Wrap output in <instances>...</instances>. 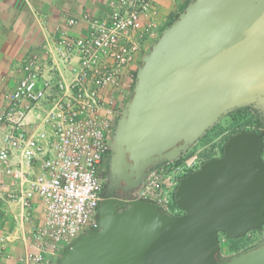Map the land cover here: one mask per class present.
<instances>
[{
	"label": "water",
	"instance_id": "95a60500",
	"mask_svg": "<svg viewBox=\"0 0 264 264\" xmlns=\"http://www.w3.org/2000/svg\"><path fill=\"white\" fill-rule=\"evenodd\" d=\"M264 116V0H190L141 57L111 140L110 167L136 189L230 113ZM264 129L230 136L222 156L179 180L170 216L146 200L109 196L95 226L55 264H264V239L222 256L218 235L264 224Z\"/></svg>",
	"mask_w": 264,
	"mask_h": 264
},
{
	"label": "built area",
	"instance_id": "2783aa9c",
	"mask_svg": "<svg viewBox=\"0 0 264 264\" xmlns=\"http://www.w3.org/2000/svg\"><path fill=\"white\" fill-rule=\"evenodd\" d=\"M156 1L109 0L101 17H68L67 30L81 20L84 34L58 32L50 61L31 52L17 68L16 86L0 105V175L13 181L5 200L18 203L26 221L33 198L40 201L43 217L29 225L24 252L14 264H55L61 245L95 226L98 173L121 108L122 77L158 36ZM144 18L150 22L144 24ZM65 72L72 75L69 82L62 77ZM15 156L19 161L12 164ZM260 158L264 162V137ZM170 163L149 171L130 198L180 216L174 203L179 180L204 162L193 156ZM9 241L0 230V264H5Z\"/></svg>",
	"mask_w": 264,
	"mask_h": 264
},
{
	"label": "crops",
	"instance_id": "0c3cea01",
	"mask_svg": "<svg viewBox=\"0 0 264 264\" xmlns=\"http://www.w3.org/2000/svg\"><path fill=\"white\" fill-rule=\"evenodd\" d=\"M190 0L167 2L156 1L155 20L160 28L174 15L179 7ZM109 0H0V105L5 95L12 91L19 74L17 68L31 52H37L44 61H50L58 32H67L72 37L84 34V23L79 20L71 29L66 28L68 17L80 18L87 13L92 17H101L107 11ZM144 24L150 19L144 18ZM140 54L135 56L131 71L140 64ZM137 66V67H138ZM137 70V69H136ZM130 71L124 76L127 78ZM65 82L72 78L70 73H62ZM19 159L15 156L12 164ZM1 168V166H0ZM0 230L10 239L5 264H14V257L24 252V237L29 225L38 223L43 217L42 206L37 198L31 201L30 217L24 218V212L16 202H8L5 195L14 189L10 178L0 175ZM65 245H61L64 248Z\"/></svg>",
	"mask_w": 264,
	"mask_h": 264
},
{
	"label": "rangeland",
	"instance_id": "374dc122",
	"mask_svg": "<svg viewBox=\"0 0 264 264\" xmlns=\"http://www.w3.org/2000/svg\"><path fill=\"white\" fill-rule=\"evenodd\" d=\"M184 6L179 7L176 14H179ZM169 21L170 19L167 22ZM166 24L158 28L157 35H159L160 32L165 28ZM152 43L153 41L145 46V50L140 53V57H142L147 52ZM137 66L138 64L134 70H130V74L127 78L125 76L122 77L121 88L118 93L119 100L124 97V101H126V98L130 96L134 84ZM257 126V115L252 108L236 110L212 126L197 142L189 147L185 154L181 155L176 160L171 161L172 163L170 164L179 163L181 160L189 159L193 156H197L198 159L203 162L212 159H218L222 156L221 151L225 142L230 136L241 131L251 132V130L253 128H257ZM218 239L220 244V253L222 256L227 257L235 255L254 247L264 239V224L260 230L250 231L242 238L232 239L222 233H219ZM234 245L236 248L232 250L231 248Z\"/></svg>",
	"mask_w": 264,
	"mask_h": 264
},
{
	"label": "flooded vegetation",
	"instance_id": "af4514ba",
	"mask_svg": "<svg viewBox=\"0 0 264 264\" xmlns=\"http://www.w3.org/2000/svg\"><path fill=\"white\" fill-rule=\"evenodd\" d=\"M128 98H126V101ZM126 101H124V97L122 99H120V101H119L121 108L119 109L118 113L116 114L115 124H114V127L112 129L111 138H110L111 140H112V137H113V134L115 131V126H116L117 120L119 118L121 110H122L124 104L126 103ZM239 110H241V109H239ZM253 110L255 111V113L257 115L258 126H257V128H253L251 130V132H253V131L259 132L260 130L264 129V116L261 113H259L256 109H253ZM110 159H111V150H110V146H109V149L103 158L102 165H101V168H100L99 173H98L99 174L98 177H99V181H100V195H99L100 201H99V203L103 199H106L107 196H109V198L115 204H117L119 202L122 203V202H125L129 198L130 194L133 191H135L137 188H139L142 185L146 176L144 177V180L141 182V184L136 189H134L133 191L128 190L129 186L127 185V183L124 180L119 179L118 176L112 172L111 167H110ZM156 166H158V165H156ZM156 166L153 168H156ZM153 168H151L150 171Z\"/></svg>",
	"mask_w": 264,
	"mask_h": 264
},
{
	"label": "trees",
	"instance_id": "16d2710c",
	"mask_svg": "<svg viewBox=\"0 0 264 264\" xmlns=\"http://www.w3.org/2000/svg\"><path fill=\"white\" fill-rule=\"evenodd\" d=\"M185 6H186V5H185ZM185 6H184V7H185ZM182 10H183V9H182ZM177 16H178V14H174V15L170 18V21L167 22L165 28H166L168 25H170V23H171L174 19H176ZM165 28H164V29H165ZM164 29H163V30H164ZM222 153H223V151H221V154H222ZM180 211L183 213V210L180 209ZM235 248H236V246L234 245V246H232L231 249L234 250Z\"/></svg>",
	"mask_w": 264,
	"mask_h": 264
}]
</instances>
